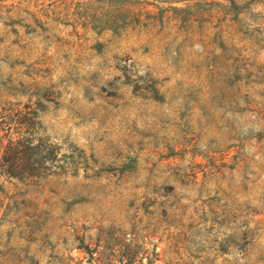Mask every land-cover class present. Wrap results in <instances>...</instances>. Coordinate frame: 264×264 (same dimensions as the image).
Instances as JSON below:
<instances>
[{"label":"rangeland","instance_id":"rangeland-1","mask_svg":"<svg viewBox=\"0 0 264 264\" xmlns=\"http://www.w3.org/2000/svg\"><path fill=\"white\" fill-rule=\"evenodd\" d=\"M18 112L81 170L6 183L0 264H264V0H0Z\"/></svg>","mask_w":264,"mask_h":264},{"label":"trees","instance_id":"trees-1","mask_svg":"<svg viewBox=\"0 0 264 264\" xmlns=\"http://www.w3.org/2000/svg\"><path fill=\"white\" fill-rule=\"evenodd\" d=\"M40 105L36 108L39 117ZM7 121L0 125L15 123L9 131L0 129V191L4 193L6 183L13 180L30 182L45 176L62 173L76 175L81 167L77 161L78 154L69 147L62 151L59 144L45 139H36L37 131H29L26 114L18 112L6 116ZM38 119V118H36ZM40 124V119L37 120ZM5 198L0 202V212H6Z\"/></svg>","mask_w":264,"mask_h":264}]
</instances>
